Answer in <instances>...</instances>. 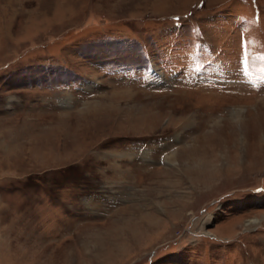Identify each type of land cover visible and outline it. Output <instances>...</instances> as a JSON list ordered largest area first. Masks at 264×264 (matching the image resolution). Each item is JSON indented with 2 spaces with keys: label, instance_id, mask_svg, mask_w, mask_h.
<instances>
[{
  "label": "rangeland",
  "instance_id": "374dc122",
  "mask_svg": "<svg viewBox=\"0 0 264 264\" xmlns=\"http://www.w3.org/2000/svg\"><path fill=\"white\" fill-rule=\"evenodd\" d=\"M0 264H264V0H0Z\"/></svg>",
  "mask_w": 264,
  "mask_h": 264
},
{
  "label": "bare ground",
  "instance_id": "6f19581e",
  "mask_svg": "<svg viewBox=\"0 0 264 264\" xmlns=\"http://www.w3.org/2000/svg\"><path fill=\"white\" fill-rule=\"evenodd\" d=\"M253 223V222H252ZM6 250V249H5ZM4 252V251H3ZM5 259V258H4Z\"/></svg>",
  "mask_w": 264,
  "mask_h": 264
}]
</instances>
